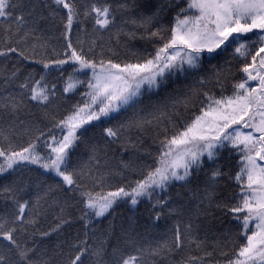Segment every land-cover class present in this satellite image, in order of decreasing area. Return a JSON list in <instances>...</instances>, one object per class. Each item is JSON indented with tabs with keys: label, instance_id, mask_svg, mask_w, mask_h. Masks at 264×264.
Instances as JSON below:
<instances>
[{
	"label": "snow or ice",
	"instance_id": "snow-or-ice-1",
	"mask_svg": "<svg viewBox=\"0 0 264 264\" xmlns=\"http://www.w3.org/2000/svg\"><path fill=\"white\" fill-rule=\"evenodd\" d=\"M0 264H264V0H0Z\"/></svg>",
	"mask_w": 264,
	"mask_h": 264
},
{
	"label": "trees",
	"instance_id": "trees-1",
	"mask_svg": "<svg viewBox=\"0 0 264 264\" xmlns=\"http://www.w3.org/2000/svg\"><path fill=\"white\" fill-rule=\"evenodd\" d=\"M105 35H107V34H105ZM141 207H143V205ZM120 211H121V209H117V212H120Z\"/></svg>",
	"mask_w": 264,
	"mask_h": 264
}]
</instances>
